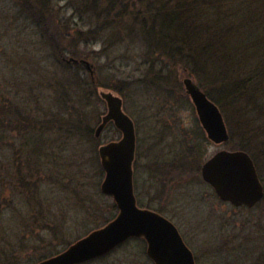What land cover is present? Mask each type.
<instances>
[{
	"label": "rangeland",
	"instance_id": "374dc122",
	"mask_svg": "<svg viewBox=\"0 0 264 264\" xmlns=\"http://www.w3.org/2000/svg\"><path fill=\"white\" fill-rule=\"evenodd\" d=\"M110 1L0 0V264L56 255L118 213L101 189L98 150L121 132L111 123L96 137L107 104L90 72L70 58L93 64L98 85H116L135 121L139 206L178 227L196 264H264V197L236 207L220 200L201 173L219 150L243 147L264 185V145L211 76L149 49L122 3L112 21ZM132 1V9L146 5ZM221 8L227 11V3ZM186 77L217 96L227 142L207 137ZM85 264L154 263L146 242L132 239Z\"/></svg>",
	"mask_w": 264,
	"mask_h": 264
},
{
	"label": "water",
	"instance_id": "95a60500",
	"mask_svg": "<svg viewBox=\"0 0 264 264\" xmlns=\"http://www.w3.org/2000/svg\"><path fill=\"white\" fill-rule=\"evenodd\" d=\"M68 62L82 63L91 77H95L94 65L88 60L70 58ZM183 83L208 138L215 143L227 142L230 134L218 105L191 77H186ZM99 95L107 104V112L96 128V137L101 136L110 122H114L122 133L119 140L99 148L105 171L101 189L113 197L118 214L62 252L35 264H84L109 254L132 238L146 240L147 252L155 264H196L194 253L178 227L161 213L138 205L134 189L135 122L125 112L119 92L101 87ZM201 173L220 200L236 207H254L264 197V185L255 162L245 150H219L203 163Z\"/></svg>",
	"mask_w": 264,
	"mask_h": 264
},
{
	"label": "trees",
	"instance_id": "16d2710c",
	"mask_svg": "<svg viewBox=\"0 0 264 264\" xmlns=\"http://www.w3.org/2000/svg\"><path fill=\"white\" fill-rule=\"evenodd\" d=\"M110 2L106 12L112 21L117 18L115 5L122 3L123 12L139 22L140 28L132 25L133 30L149 49L169 60L192 64L206 73L207 80L211 76L209 81L216 83L221 95L243 115V124L264 145V0H140L146 5L138 10L132 9V0ZM224 3L227 11L221 8ZM109 88L118 91L114 84ZM206 93L219 102L215 94Z\"/></svg>",
	"mask_w": 264,
	"mask_h": 264
},
{
	"label": "bare ground",
	"instance_id": "6f19581e",
	"mask_svg": "<svg viewBox=\"0 0 264 264\" xmlns=\"http://www.w3.org/2000/svg\"><path fill=\"white\" fill-rule=\"evenodd\" d=\"M240 150H242V149H240Z\"/></svg>",
	"mask_w": 264,
	"mask_h": 264
}]
</instances>
